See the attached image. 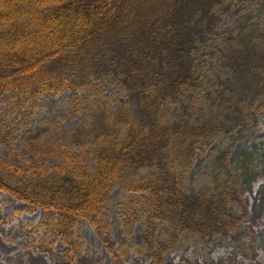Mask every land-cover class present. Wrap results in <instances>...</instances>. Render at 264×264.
<instances>
[{
	"label": "trees",
	"instance_id": "obj_1",
	"mask_svg": "<svg viewBox=\"0 0 264 264\" xmlns=\"http://www.w3.org/2000/svg\"><path fill=\"white\" fill-rule=\"evenodd\" d=\"M243 1L0 0V99L9 94L5 100L21 115L40 107L43 95L70 91V103L80 101L83 110L72 137L92 142L65 155L69 168L29 166L43 174L60 171L46 181L29 179L22 166L0 158V189L31 210L41 208L40 222L26 227L43 233L42 241L52 236L51 257L62 264L87 260L75 235L81 219L117 257L104 218L111 191L135 173L140 177L120 204L121 225L131 235L145 220L143 247L157 262L180 242L197 237L205 246L241 226L243 209L231 204L243 192L242 176L246 182L256 177V150H243L235 170L229 158L264 105V24L258 19L264 0H253L250 12L222 28ZM215 58L230 76L210 70ZM64 119L52 114L23 143L56 155V138L46 133ZM14 123L0 120L1 139L14 132ZM233 133L228 145L209 153L203 186H187L185 174L197 157ZM91 155L95 169L85 163ZM58 239L67 250L54 253Z\"/></svg>",
	"mask_w": 264,
	"mask_h": 264
},
{
	"label": "rangeland",
	"instance_id": "obj_2",
	"mask_svg": "<svg viewBox=\"0 0 264 264\" xmlns=\"http://www.w3.org/2000/svg\"><path fill=\"white\" fill-rule=\"evenodd\" d=\"M253 8V0L241 2L223 20L222 28L235 25L237 17L250 12ZM258 19L264 24L263 15H260ZM212 69L224 76H230V72L219 65L218 58L213 60L210 70ZM114 90L115 87L111 86L108 92L112 93ZM69 93L70 91H65L54 98L43 95L40 107L25 109L21 115L17 107L5 100L9 94L3 95L0 99V120L15 122L14 132L18 134L15 137L12 132L6 141L0 138V158L22 166L24 175L29 179L46 181L60 172L55 168L43 174L41 171H31L29 166L47 164L69 168L71 163L65 159L66 154L92 146L90 141L83 144L72 137L74 128L81 122L83 110L80 101L76 103V107L70 103ZM80 95H84V91H81ZM52 114L65 117L61 124L51 125L46 133L56 138L53 145L56 147L57 154L51 155L44 149L35 152L23 143L22 138L29 132L37 130ZM235 134L216 139L204 156L197 157L190 171L185 174L184 182L187 186L193 188L203 186L207 181L209 153L228 145ZM247 149L256 150L251 160V167L256 177L246 182V175L242 176L243 192L236 194L231 208L243 209V217L241 226L229 235L225 237L218 235L213 242L205 246L197 237L184 243L180 242L177 247L170 249L164 255L163 262H157L148 257L142 238L145 220L139 221L133 233L129 235L125 233L119 215L120 204L125 201V194L129 191L130 184L140 177L139 173H135L120 181L111 191L108 216L107 219L104 218L109 227L114 251L118 256L112 255L98 230L87 219H81L75 228V235L82 244L83 255L87 260L83 262L76 259L69 264H264V105L259 109L257 121L249 127L242 139L234 143L229 158L232 170L237 169L240 154ZM85 163L91 169L96 167V161L92 155ZM29 205L16 195L0 189V264H62L60 258L51 257L49 254L48 246L52 243V236L49 235L42 241L43 233H33L26 227H36L42 216L39 206L31 205V210L28 208ZM18 211H21L20 215ZM124 248H128L125 254L122 253ZM66 250L67 245L58 239L53 246V252Z\"/></svg>",
	"mask_w": 264,
	"mask_h": 264
}]
</instances>
